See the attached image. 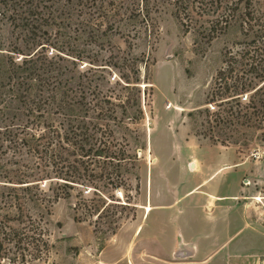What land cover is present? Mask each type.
<instances>
[{"label": "rangeland", "instance_id": "rangeland-1", "mask_svg": "<svg viewBox=\"0 0 264 264\" xmlns=\"http://www.w3.org/2000/svg\"><path fill=\"white\" fill-rule=\"evenodd\" d=\"M72 1L68 22L47 29L51 42L81 56L79 70H95L102 93L117 98L115 138L131 159L122 163L119 186L105 191L110 206L92 217L77 209V190L34 208L48 248L25 264H145L130 258L165 243L170 207H180L190 191L203 194L199 185L210 178L213 195L235 196L227 210L244 239L233 245L242 255L234 264H264V130L215 128L219 103L210 101L224 53L241 39L239 25L208 41L183 30L173 0ZM4 12L0 2V41L7 48L13 30ZM90 190L84 197L97 200ZM15 244L0 249L3 264L18 254L15 264H23Z\"/></svg>", "mask_w": 264, "mask_h": 264}, {"label": "trees", "instance_id": "trees-1", "mask_svg": "<svg viewBox=\"0 0 264 264\" xmlns=\"http://www.w3.org/2000/svg\"><path fill=\"white\" fill-rule=\"evenodd\" d=\"M0 2L13 30L7 48L0 41V249L15 242L25 264L48 248L32 210L70 199L77 190V209L92 217L110 206L105 191L119 186L122 163L131 157L115 138L117 98L102 93L95 70H79L81 56L51 42L47 29L68 22L73 1ZM172 5L183 30L208 41L239 25L241 39L225 51L210 95L219 103L214 127L264 130V0ZM88 190L97 200L84 197ZM13 222L18 230L9 226ZM18 259L9 258L10 264Z\"/></svg>", "mask_w": 264, "mask_h": 264}, {"label": "crops", "instance_id": "crops-1", "mask_svg": "<svg viewBox=\"0 0 264 264\" xmlns=\"http://www.w3.org/2000/svg\"><path fill=\"white\" fill-rule=\"evenodd\" d=\"M192 168L195 169L196 165ZM209 181L205 180L199 185V190L203 189L198 192L203 194L190 191L180 207H170L167 212L169 219L165 220L163 226L165 243L148 245L146 253L135 254L130 258L131 262L234 264L235 259H241L242 255L234 252L233 245L244 239L243 226L234 224L228 214L231 211L227 210L230 206L226 202L235 196L213 195ZM147 207L152 209L151 205ZM151 228L160 226L151 224Z\"/></svg>", "mask_w": 264, "mask_h": 264}, {"label": "bare ground", "instance_id": "bare-ground-1", "mask_svg": "<svg viewBox=\"0 0 264 264\" xmlns=\"http://www.w3.org/2000/svg\"><path fill=\"white\" fill-rule=\"evenodd\" d=\"M192 167H194V164L192 165ZM260 200V199H258ZM152 209L150 207H146V211L150 212Z\"/></svg>", "mask_w": 264, "mask_h": 264}]
</instances>
